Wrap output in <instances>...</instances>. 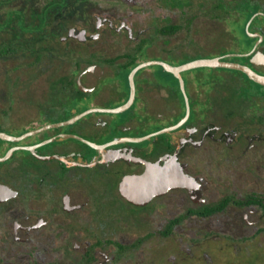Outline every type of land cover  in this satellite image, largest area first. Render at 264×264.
Returning a JSON list of instances; mask_svg holds the SVG:
<instances>
[{
	"label": "flooded vegetation",
	"instance_id": "1",
	"mask_svg": "<svg viewBox=\"0 0 264 264\" xmlns=\"http://www.w3.org/2000/svg\"><path fill=\"white\" fill-rule=\"evenodd\" d=\"M44 1L47 3L37 7L36 0H0V61L4 63L10 60L21 61L13 70L11 69L12 73L7 72L6 82L13 85L23 82L20 80V75L16 74L25 67V61H32L26 64L28 69H34L37 63H44L43 69H45L50 66L47 63L51 64L53 61L62 65L66 62V57L71 54L69 48L78 45L86 47L87 51H77L76 54L80 58V61L75 62L77 68L81 60L97 55L95 49L98 40L102 37L108 39L107 42H103L104 50H108L112 44L109 39L122 31L130 41L139 40L144 35V30L135 32L126 19L116 22V17L111 14L93 13L92 15L85 4L88 0ZM263 10L264 7H261L258 13H264ZM214 11L219 14L227 13L217 9L216 5ZM249 31L254 35L247 34L253 39L251 44L246 38L239 40L231 33L234 36L232 41L214 43V46L218 44L219 51L212 53L211 58L220 57L226 62L245 65L264 76V23L254 26L251 30L249 28ZM89 49L93 50L88 52ZM108 60L110 59H105L107 63ZM91 66L80 68L82 79H88L85 78L86 76H94ZM100 69L102 74L94 80L96 85L90 87L93 88L91 93H95L96 99L106 91L105 89L111 87V91L116 92L118 97L117 99L111 97L105 101L118 103L121 98V83L117 78V71L112 75H105L103 67ZM27 77L28 80L33 77L32 73ZM190 82L191 84L193 82V86L198 83L195 85L196 88L194 86L193 90H190L188 97L191 113L188 121L181 128L140 143L126 142L111 148L126 149L131 157L143 158L153 163L160 162V164L164 163L162 161L164 157L176 155L181 163L188 164L185 173L193 176L200 184V193L196 201L191 199L188 191L178 189L153 198L145 206H136L121 196L119 184L126 175L144 173L145 166L142 164L121 159L99 163L93 168L75 165L69 167L59 160L41 161L30 151L20 150L29 152L42 164L31 165L26 185L19 186L0 179V185L13 187L15 190L1 194L6 200L0 202V226L7 228L1 227L0 240L12 238L28 242L31 255L39 259L34 264H67V257L70 254L77 258L76 263L73 264H112L113 251H125V247L115 241L114 232L122 225H127L130 213L141 214L153 211L160 205L157 204L158 201L166 202L173 199L177 201L179 198L176 194L180 192L185 193L195 206L188 212V216L206 219L233 204L247 211L243 213L242 221L248 226L258 223L259 214L256 213L258 211L264 213V191H254L238 199H233L232 196L225 197L215 205L228 201L225 208L211 213L212 206L208 204L210 202L208 180L191 171L187 159L201 149H204L205 160L211 159L214 153H220L225 158L236 157L239 160L253 157L258 151L264 154V85L255 82L242 71L228 68H208L205 83H202L201 76H191ZM144 85L159 87L155 76L153 79L145 78ZM169 94L174 95L173 92ZM27 98L31 97L27 95ZM176 98L178 99L177 96ZM40 109L45 108L38 106L39 114ZM148 109L149 107L144 103L141 109L137 104L128 115L125 114L128 109L120 114L94 113L99 116L91 124L79 123V120L74 124L31 136L27 138L28 140L15 143L11 148L36 146L55 138L54 142L38 147V154L66 156L72 164L91 162L95 158L102 159V155L95 149L96 152L91 154L79 144L80 141L63 139L61 135L71 134L80 137L87 135L98 143L101 136L100 129L116 122L125 132L121 137H143L157 132V128L163 124H167V127L171 126V122L180 115L179 113L168 121L161 118L154 119L142 115V110L147 112ZM110 115L122 116L114 118ZM198 115H200L199 120H197ZM9 127L14 128V125L9 124ZM66 127H70L68 132L65 131ZM56 129L62 130L53 131ZM180 131L182 133L174 138L173 134ZM43 134L45 137H42ZM113 140L114 138L106 143ZM2 174L3 172H0V175ZM105 204L107 206L112 204L113 209L106 211ZM198 206L200 208L197 209ZM252 216H255L256 221H250ZM179 223L178 216L170 219L167 229L161 231V236L172 235ZM51 258L60 260L57 263L50 260Z\"/></svg>",
	"mask_w": 264,
	"mask_h": 264
},
{
	"label": "rangeland",
	"instance_id": "2",
	"mask_svg": "<svg viewBox=\"0 0 264 264\" xmlns=\"http://www.w3.org/2000/svg\"><path fill=\"white\" fill-rule=\"evenodd\" d=\"M218 1L88 0L85 4L92 15L93 13L111 14L116 17V22L126 19L135 32L144 30V35L139 40L130 41L122 31L109 39L112 44L108 50H104L103 44L108 39L105 40L102 37L98 40L95 49L97 55L80 62L81 68L94 62L91 66L94 76L85 77L88 78L86 86L90 88L96 85L94 80L102 74L101 67L105 75H112L114 71L121 68L127 59L121 57L118 60L115 59L127 52L132 53L137 61L161 60L178 66L191 58L213 57L212 53L219 51L218 44L214 46V43L232 41L233 35L239 40L245 38L244 32L248 33L244 28L242 16L237 12L220 13V18H215V15L219 14L214 11ZM259 1L264 4V0ZM36 2L37 7L47 3L44 0H36ZM169 24L181 25L182 29L173 36L160 35L159 29ZM143 41L148 48L146 55L141 56L135 50ZM85 48L72 45L69 48L71 54L66 57V62L60 65L57 61H53L51 64L47 63L50 66L45 69H43L44 63H37L34 69H28L26 64L32 61H25V67L16 74L20 75V80L23 82H18L17 85L6 82V79L11 69L13 70L21 61L10 60L5 63L0 61V122H2L0 130L12 136H18L23 131L38 126L40 114L37 105L47 103L51 83L55 79L63 74L73 78L75 62L80 61L76 53L79 50L87 51ZM92 50L89 49L88 52ZM105 59H113L115 63H107ZM129 70V68L122 70V79L126 80ZM162 71V66L155 65L137 72L136 98H138L137 101L140 100L138 102L140 109L144 103L149 107L147 112L142 110L143 116L168 121L182 112L180 101L176 96L170 95L167 89L144 85L145 78L153 79L154 73ZM31 73L33 77L28 80L27 76ZM207 74L208 68H198L182 74L188 96L190 90H193L199 82H195L193 86V82L192 84L190 82L191 76H201L202 83H205ZM165 80L167 83L169 79ZM174 86L176 87L177 84L175 83ZM105 90L99 95L101 98H96L94 104L100 105L99 102L111 97L117 99L118 95L111 91V87ZM27 95L31 98H27ZM199 117L200 115L197 120ZM9 124L14 125V128L9 127ZM181 133L182 131L174 133V138ZM203 152L204 149L195 152L192 158L187 159V162L190 164L191 171L208 180L209 206L214 207L228 196L238 199L254 191H264V154L262 152L258 151L255 156L242 160L236 157L225 158L220 153H214L211 159L205 160ZM6 167L0 168V172L5 171ZM176 196L179 198L177 201L175 199L166 202L158 201L157 204L160 205L153 211L141 214L130 213L127 225L120 226L121 228L114 232L115 241L125 247V251H113L112 264H264V213L258 211L256 213L259 214L258 223L248 226L242 221L243 213L247 211L231 204L223 211L201 219L188 216V212L195 206L185 193L180 192ZM107 204L104 206L105 210H112V204H109L111 207ZM175 216L180 217L179 225L175 227L172 235L162 237L161 231L167 229V223ZM255 216H252L250 221H256ZM1 227L7 228V226H0V233H2ZM36 260L39 259L31 255L28 242L12 238L0 240V264H34ZM53 260L58 263L60 259ZM76 261V256L70 254L66 262L73 264Z\"/></svg>",
	"mask_w": 264,
	"mask_h": 264
},
{
	"label": "water",
	"instance_id": "3",
	"mask_svg": "<svg viewBox=\"0 0 264 264\" xmlns=\"http://www.w3.org/2000/svg\"><path fill=\"white\" fill-rule=\"evenodd\" d=\"M258 16H264V13H256L247 23L246 31L250 36H254L250 33L249 28L253 20ZM160 65L167 72L172 73L178 80L180 90L184 96V101L186 105V113L185 116L176 124L165 127L157 132L151 133L147 136L143 137H116L113 141L105 144H98L92 141H89L83 137L71 135V134H62L61 138L63 139H75L84 144H87L91 148L95 149L102 155V159L95 158L91 162H76L72 164L69 161V157L52 155V156H42L38 154L37 148L43 146L45 144L51 143L55 141V138L46 140L36 146H15L7 151L4 156H0V163H5L9 161L15 152L19 150H27L30 151L37 159L41 161H51V160H59L69 167L72 165L79 166L82 168H93L99 163L105 162H114L117 160H126L132 161L135 164H142L145 166V171L142 174L135 175L130 174L126 175L122 178L119 184V192L123 198H125L128 202L136 205V206H145L152 201L153 198L162 196L171 190L184 189L188 191L191 199L196 201L200 189L199 183L197 180L185 173V169L188 164L181 163L178 157L175 156H166L162 159L164 162L160 164V162H150L143 158L131 157L130 153L126 149L116 148L113 149L111 146H116L120 144H124L126 142H134L140 143L146 140L151 139L152 137L159 136L162 134L170 133L181 128L189 119L191 108L188 94L185 89V81L183 79L182 74L186 71L198 69V68H228L233 70L242 71L247 74L251 79L255 82L264 85V76L256 73L249 67L237 63H231L223 61L220 57L214 58H200L189 61L185 64L174 66L165 61L161 60H150L143 63H140L136 66L129 75L130 82V95L129 99L126 103L116 107V108H100L93 107L90 108L80 114L75 115L73 118L60 122L46 125L42 128L35 129L29 132L24 133L21 136H12L6 132H0V140L12 143L21 142L31 136H35L40 134L46 130L59 128L63 126H68L78 122L79 120L85 118L86 116L94 113H107V114H120L129 109L136 100V86H135V76L137 72L143 68ZM78 87L81 91L85 93H90L93 91V88L85 87L82 83V74L77 79ZM13 187H4L0 185V202L6 200V197H1V194H6V192H14Z\"/></svg>",
	"mask_w": 264,
	"mask_h": 264
},
{
	"label": "trees",
	"instance_id": "4",
	"mask_svg": "<svg viewBox=\"0 0 264 264\" xmlns=\"http://www.w3.org/2000/svg\"><path fill=\"white\" fill-rule=\"evenodd\" d=\"M217 9H221L223 11H227V13H231V11L237 12L240 16H242V19L244 21V28H246V25L248 21L260 11L261 7H264V4L260 3L259 0H231V1H218L216 5ZM264 12V10H263ZM215 18L219 19L220 14L215 15ZM261 23H264V17L258 16L256 17L253 22L250 25V30ZM182 29L181 25H173L169 24L166 26H163L162 28L159 29V33L162 36H173L177 34L180 30ZM245 33V38L249 44L252 43L253 39L249 37L246 32ZM145 41L139 44L138 48L135 50V52L138 55L144 56L146 55L145 53L147 52L148 45H145ZM124 58L127 59V62L123 65H121V68L117 69V78L119 82L121 83V98L118 103L113 104L112 102H102L100 105L99 104H94L96 101L95 99V93H85L81 91L78 87L77 84V79L80 75L81 72V65L78 64L77 68L73 71V78L65 74L64 76H60L59 78L55 79L51 84V89L49 93V100H46L47 103H39L38 106H42L45 109H40V117H39V125L35 127H31L29 130L23 131L21 134H18V136L23 135L24 133L28 131L35 130L37 127L46 125V124H54V123H59L62 121H67L74 117L76 114H80L90 108L93 107H104V108H116L124 103H126L129 99L130 95V83L128 76L130 72L138 66L142 61H137L134 55L132 53H125L122 56L116 57L115 60H118V58ZM194 59L198 58H191L186 60L185 62L180 63L179 65H182L183 63H187L189 61H192ZM115 60L110 59L109 63H115ZM86 63H88L86 61ZM94 63V62H93ZM93 63H90V65H93ZM143 63V62H142ZM125 68H129L130 70L127 73L126 80L122 79L121 74L122 70ZM162 72H156L154 73V76L156 77L159 87L167 89L169 92H173L174 95H176L181 103L182 106V112L180 115L171 122L170 125L176 124L179 122L184 116H185V101H184V96L180 90L179 86V81L178 79L170 72H167L163 67ZM166 78L169 80L167 83L165 82ZM82 83H84V86H86V79H82ZM177 84L175 87L174 84ZM89 88V87H88ZM138 98H136L134 104L125 112L126 115L130 114L136 105L138 104L137 101ZM112 103V104H111ZM99 114H91L85 117L84 119L80 120L79 123H93L98 117ZM111 117L118 118L121 117L122 115H110ZM2 122H0L1 126ZM167 127V124H163V126L158 127V131ZM70 127H66L65 131H69ZM62 129H56L53 130L55 132H59ZM97 130V129H95ZM0 132H3L0 130ZM101 136H100V141L98 144H103L104 142L106 143L107 141L116 138V137H121L124 135V130L121 128V125L119 123L113 122L109 123L106 128H101L100 129ZM41 137V136H39ZM42 137H45V134L42 135ZM84 138L88 139L89 141H94L91 138V136L83 135ZM28 140V139H27ZM15 143L11 142H6L3 140H0V156H4L7 151L14 145ZM84 148L88 149L91 154H94L96 151L83 144L80 143ZM33 163H40L41 162L37 161L34 159L31 154L27 151H22V152H15L13 157L6 163H0V168H4V166H7L5 168V171H3V174L0 175V179L6 182H11L19 186L26 185L28 182L29 178V170L31 169V165ZM57 164V162H54ZM228 203V201H224L223 203L219 204L218 206L212 207L210 209L211 213L220 211L225 208V205Z\"/></svg>",
	"mask_w": 264,
	"mask_h": 264
}]
</instances>
